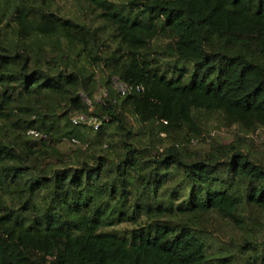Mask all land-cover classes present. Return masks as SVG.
<instances>
[{"label": "trees", "instance_id": "obj_1", "mask_svg": "<svg viewBox=\"0 0 264 264\" xmlns=\"http://www.w3.org/2000/svg\"><path fill=\"white\" fill-rule=\"evenodd\" d=\"M0 264H264V0H0Z\"/></svg>", "mask_w": 264, "mask_h": 264}, {"label": "built area", "instance_id": "obj_2", "mask_svg": "<svg viewBox=\"0 0 264 264\" xmlns=\"http://www.w3.org/2000/svg\"><path fill=\"white\" fill-rule=\"evenodd\" d=\"M77 121H84L87 124H92L94 126V128L97 125V121L95 120L94 117H87L85 115H78V116H75V117L72 118V122L73 123H76ZM29 133H32V134L35 135V133H33L32 131H30Z\"/></svg>", "mask_w": 264, "mask_h": 264}, {"label": "rangeland", "instance_id": "obj_3", "mask_svg": "<svg viewBox=\"0 0 264 264\" xmlns=\"http://www.w3.org/2000/svg\"><path fill=\"white\" fill-rule=\"evenodd\" d=\"M96 96V99L98 100L99 98H98V95H95Z\"/></svg>", "mask_w": 264, "mask_h": 264}]
</instances>
